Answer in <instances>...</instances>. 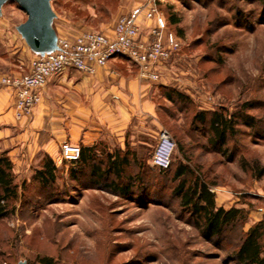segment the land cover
<instances>
[{
    "label": "rangeland",
    "instance_id": "rangeland-1",
    "mask_svg": "<svg viewBox=\"0 0 264 264\" xmlns=\"http://www.w3.org/2000/svg\"><path fill=\"white\" fill-rule=\"evenodd\" d=\"M148 1L52 0L53 26L58 37L67 39L84 31L109 33L122 16L142 19ZM156 5L179 43L172 58L161 64L155 82L163 86L155 96L160 129L175 142V134L183 140L192 167L216 183L211 187L216 200L229 193L228 199L216 201L217 207L244 208L243 231H248L264 215V176L256 177L264 168L262 126L256 131L239 125L222 155L210 149L206 126L197 123L193 130L190 120L198 112L236 115L244 106L245 114L264 118V0H156ZM0 18L10 31L8 40L0 42V87L9 88L1 79L28 74L33 59L16 29L26 21L25 13L10 2ZM164 85L188 98V112L180 110L183 104L164 98ZM143 141L148 143L136 147L137 163L125 168L118 181L125 186L129 177L139 175L127 195L105 187L116 180L114 175L94 184L89 171L72 175L77 167L68 162L58 168L54 183L42 185L37 171L45 157L52 159L43 151L28 167L12 162L20 198L14 213L0 218V264H236L231 251L239 231L205 240L173 195L174 171L187 159L176 150L171 170L161 173L151 162L157 136ZM1 149L12 158L8 149ZM22 156L15 155L19 164Z\"/></svg>",
    "mask_w": 264,
    "mask_h": 264
},
{
    "label": "crops",
    "instance_id": "crops-1",
    "mask_svg": "<svg viewBox=\"0 0 264 264\" xmlns=\"http://www.w3.org/2000/svg\"><path fill=\"white\" fill-rule=\"evenodd\" d=\"M9 33L0 18L1 43ZM22 48L34 59L36 54L25 41ZM161 87L140 78L138 67L125 58L110 61L93 75L67 70L47 82L33 114L21 120L16 118L11 90L0 87V146L9 150L17 168L28 167L41 151L51 155L59 168L67 163L61 157L66 143L93 150L100 157L104 152L122 154L128 148L139 157L136 147L147 145L144 137L157 136L161 130L155 101ZM18 153L23 155L21 164L15 157ZM78 161L73 163L76 167ZM228 197L226 191L216 201Z\"/></svg>",
    "mask_w": 264,
    "mask_h": 264
},
{
    "label": "trees",
    "instance_id": "trees-1",
    "mask_svg": "<svg viewBox=\"0 0 264 264\" xmlns=\"http://www.w3.org/2000/svg\"><path fill=\"white\" fill-rule=\"evenodd\" d=\"M178 21L177 18L171 19V23L174 25L178 24ZM163 89L166 100L176 106L183 104V108L180 110L189 111V107L192 105L186 96L168 86H164ZM246 109L244 106L236 115H228L225 110L194 113L190 125L195 130L197 123L204 124L209 131L208 143L210 149L225 155L226 150L223 147L227 145L229 138L233 139L238 135L237 127L239 125L256 131L257 127L261 125L264 130V118L257 120L254 116L245 114ZM175 138L176 150L184 159H187L185 164L183 162L178 164L172 177V180L177 183L172 191L178 200L179 207L193 217L194 227L207 241L220 239L230 230L233 232L239 231V242L234 245L231 251L236 264H264V220L258 221L248 231L244 232L243 226L247 221L248 213L244 208L239 207L229 209L217 207L216 195L211 190V187L216 186V183L207 182L201 170L192 167V157L186 150L183 140H180L176 134ZM81 151L80 160L77 162V170L73 169L72 175L89 171L90 182L94 184H99L108 179L110 175H114L116 180L105 185V187L121 195L129 193L133 185L132 180L136 178L139 182V175H137L135 178L129 177L127 179L129 181L125 186L118 183V181L123 180L125 168L134 166L135 162L138 161L137 159H139L137 154L129 148L122 154L104 152L102 157L97 156V153L93 150L81 149ZM141 166L140 163V166L137 167L140 168ZM171 166L167 170L158 169L161 173L167 175L171 170ZM253 169L254 167H251V171ZM57 171L58 168L54 161L47 156L43 166L38 169L36 177L42 185H51L56 180ZM263 176L264 168L259 171L256 177L262 178ZM19 198V185L14 175L12 160L8 152L0 147V218H6L14 213L15 203Z\"/></svg>",
    "mask_w": 264,
    "mask_h": 264
},
{
    "label": "built area",
    "instance_id": "built-area-1",
    "mask_svg": "<svg viewBox=\"0 0 264 264\" xmlns=\"http://www.w3.org/2000/svg\"><path fill=\"white\" fill-rule=\"evenodd\" d=\"M57 45L58 49L52 53L35 55L28 74L1 79V84L15 93L14 108L18 120L32 113L47 82L67 70L93 75L110 61L125 58L138 67L140 78L156 82L161 64L172 58L179 48L176 36L167 31L166 20L159 13L156 0L148 1L142 19L125 15L109 33L84 31L73 39L58 37ZM176 148L170 133L160 130L151 157L152 165L169 169ZM80 155L79 146L66 143L61 147V157L66 162L74 163Z\"/></svg>",
    "mask_w": 264,
    "mask_h": 264
},
{
    "label": "water",
    "instance_id": "water-1",
    "mask_svg": "<svg viewBox=\"0 0 264 264\" xmlns=\"http://www.w3.org/2000/svg\"><path fill=\"white\" fill-rule=\"evenodd\" d=\"M10 2L17 4L27 17L16 29L30 50L41 56L56 51L58 35L53 26L56 14L52 9V0H0V15L3 7Z\"/></svg>",
    "mask_w": 264,
    "mask_h": 264
}]
</instances>
